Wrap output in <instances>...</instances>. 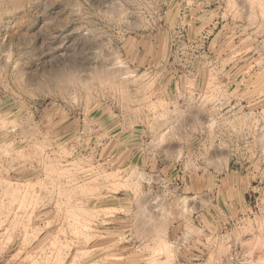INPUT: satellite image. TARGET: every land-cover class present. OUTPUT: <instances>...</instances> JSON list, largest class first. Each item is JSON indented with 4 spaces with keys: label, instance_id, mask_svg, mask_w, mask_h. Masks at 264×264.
I'll use <instances>...</instances> for the list:
<instances>
[{
    "label": "rangeland",
    "instance_id": "374dc122",
    "mask_svg": "<svg viewBox=\"0 0 264 264\" xmlns=\"http://www.w3.org/2000/svg\"><path fill=\"white\" fill-rule=\"evenodd\" d=\"M264 264V0H0V264Z\"/></svg>",
    "mask_w": 264,
    "mask_h": 264
},
{
    "label": "built area",
    "instance_id": "2783aa9c",
    "mask_svg": "<svg viewBox=\"0 0 264 264\" xmlns=\"http://www.w3.org/2000/svg\"><path fill=\"white\" fill-rule=\"evenodd\" d=\"M229 263L230 264H245V262L239 259L237 255H231L229 259Z\"/></svg>",
    "mask_w": 264,
    "mask_h": 264
}]
</instances>
